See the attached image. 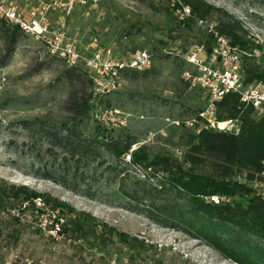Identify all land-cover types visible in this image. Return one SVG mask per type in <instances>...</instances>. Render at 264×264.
Masks as SVG:
<instances>
[{"label": "rangeland", "instance_id": "1", "mask_svg": "<svg viewBox=\"0 0 264 264\" xmlns=\"http://www.w3.org/2000/svg\"><path fill=\"white\" fill-rule=\"evenodd\" d=\"M1 1L22 11L35 6L33 0ZM201 1L242 23L257 46L255 59L264 68V0ZM186 15L189 11L177 9L175 0H100L96 8L54 14V30L64 32L79 51H95L97 41L98 48L112 49L124 59L140 51L153 55L146 78L121 77L117 92L97 98L90 120L83 124L70 122L60 111L68 93L65 82L58 80L64 63L49 57L41 43L26 37L9 64L0 68V180L51 195L145 245L130 250L116 238L96 240L91 231L75 235L76 240L63 234L59 240L0 214L2 260L17 264H264L263 242L229 226L212 225L194 211L185 195L163 186L160 177L128 166L129 157L117 161L98 147L101 156L96 159L73 145L96 137L92 129L97 121L116 133L134 135L141 143L132 151L145 145L153 156L171 155L182 161L186 134L194 132V127L183 129L174 123L188 121L194 112L205 109L207 96L201 89L185 86L183 74L189 68L178 57L205 45L201 43L207 41L218 18L187 28L181 24ZM251 120L260 121L254 116ZM221 123H234L242 132L241 119ZM71 127L76 140L62 132ZM199 127L205 128L201 123ZM232 181L264 197L263 182H251L245 174ZM123 191L140 193L138 205ZM214 199L227 204L236 200L213 197L205 201L215 204ZM50 209L48 221L64 224L59 211Z\"/></svg>", "mask_w": 264, "mask_h": 264}, {"label": "trees", "instance_id": "2", "mask_svg": "<svg viewBox=\"0 0 264 264\" xmlns=\"http://www.w3.org/2000/svg\"><path fill=\"white\" fill-rule=\"evenodd\" d=\"M175 5L177 9L189 11V15H186L181 23L187 28H193L199 23H207L218 15L214 22V30L227 38L231 46L238 48L245 56L243 60L245 84H264V68L258 65L254 54L257 46L240 21L201 0H175ZM24 39L26 36L18 27L0 19V68L9 64ZM201 44H205L207 51L210 52L213 45L212 35L209 34L207 41ZM42 45L46 50L45 45ZM48 56L64 63L58 71V80L65 82L68 93L60 111L69 117L72 123L83 124L89 121L97 100L94 95V79L89 72L68 66L65 60L54 58L49 54ZM150 72L151 70L142 74L133 72L124 75L128 77L129 74H133L131 78L134 79L146 78ZM185 86L189 88L186 83ZM99 103H102V100ZM203 111L204 109L194 112L192 115L194 117L188 120L193 121L194 132L188 131L186 134L182 161L171 155L153 156L145 145L132 151L134 146L141 143L134 135L127 131L116 133L97 121L92 129L97 136L73 145L85 156L96 159L101 156L98 147H102L105 153L107 152L117 161L124 162L126 157H129L128 166L150 171L153 176L160 177L163 186H169L177 195H185L194 211L208 218L212 225L229 226L240 234L264 243V197L257 194L254 189L232 181L235 177L245 174L251 182H264L262 178L264 119L254 123L251 120L252 116L255 117L253 109L243 106L237 95H228L217 103L216 117L219 122L241 119L243 126L239 135L206 128L199 130V123H203L199 114ZM186 122L183 121L180 128L186 129ZM72 129L74 128L63 129L62 132L69 134V140H76L78 135ZM104 163L105 161L102 162ZM198 171L201 172L200 175H197ZM123 193L136 205L141 200L140 193L135 191L132 195L127 191ZM213 197H230L239 200L229 204L220 201L219 204H210L205 201V199L210 201ZM37 200H42L48 207L59 211L60 216L65 220L62 234L69 235L75 240L77 239L75 235H83L91 231L96 240H100V236L116 238L120 244L130 250L145 246L138 239L119 233L115 228L98 221L90 214L78 212L69 204L51 195L38 193L27 186L8 185L0 180V211L7 212L16 207L15 204L33 205ZM12 220L20 223L18 220Z\"/></svg>", "mask_w": 264, "mask_h": 264}, {"label": "built area", "instance_id": "3", "mask_svg": "<svg viewBox=\"0 0 264 264\" xmlns=\"http://www.w3.org/2000/svg\"><path fill=\"white\" fill-rule=\"evenodd\" d=\"M33 1L35 6L22 11L0 0V19L18 27L26 37L44 44L52 57L65 60L70 67L86 68L93 75L94 95L97 98L102 99L117 92L124 74L152 69L153 55L147 51L137 52L129 59H124L112 49L98 48L97 41L95 51H79L64 32L54 30V14L69 15L78 9L96 8L100 0ZM209 34L213 38L210 52L205 45H201L193 47L183 57H178L189 68L183 74V79L190 89H201L207 96V107L199 114L202 125L206 129L239 135V128L234 123H221L217 120V103L228 95H237L243 106L253 109L257 119H264V84H245L243 53L231 46L229 40L219 35L214 27L209 29ZM181 123L174 124L181 127ZM192 125L193 121L186 122L187 127ZM262 178L264 179V174ZM213 201L219 204L218 199ZM0 214L20 223H27L55 239L63 238V221L60 225H52V221H48L51 209L42 200L34 201L33 205H19L7 212L0 211ZM0 264L17 263L4 261L0 256Z\"/></svg>", "mask_w": 264, "mask_h": 264}]
</instances>
